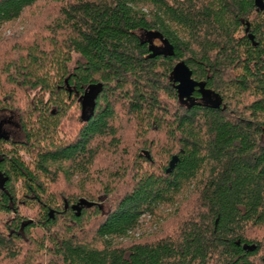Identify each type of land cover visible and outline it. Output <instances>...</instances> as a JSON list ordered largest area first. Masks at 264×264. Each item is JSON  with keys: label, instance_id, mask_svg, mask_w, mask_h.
Segmentation results:
<instances>
[{"label": "trees", "instance_id": "trees-1", "mask_svg": "<svg viewBox=\"0 0 264 264\" xmlns=\"http://www.w3.org/2000/svg\"><path fill=\"white\" fill-rule=\"evenodd\" d=\"M45 1L0 0V31ZM50 2L0 69V264H264V0ZM122 118L137 148L102 175L124 189H95Z\"/></svg>", "mask_w": 264, "mask_h": 264}, {"label": "rangeland", "instance_id": "rangeland-1", "mask_svg": "<svg viewBox=\"0 0 264 264\" xmlns=\"http://www.w3.org/2000/svg\"><path fill=\"white\" fill-rule=\"evenodd\" d=\"M53 8H54V4H52L50 0L38 3L33 8L26 11L23 17L19 21H17L15 24L8 25L0 31V69L4 61L6 60V55L14 54L11 52L13 45H15L16 43H20V44L25 43V41H28V39L32 35L36 34V31L40 28L41 24L44 21L51 20L52 18L51 16H53V13H52ZM15 48L16 47H14V49L12 50L15 51ZM0 89H1L0 97H3L2 96L3 90L7 92V90L10 89L8 85L5 84V80L2 75H0ZM19 93L20 92H17L16 97L19 99V103H20L19 107L22 110L26 108L25 104L27 102L26 100L27 98L20 96L21 93L20 94ZM18 95L20 96V98L18 97ZM207 98L208 96L205 93H203L201 101L206 104L214 103L212 99H207ZM188 101L192 102V100H188ZM0 120H11L10 123L16 122L14 115H9L8 113L3 114L2 112H0ZM120 123H121L120 124L121 128H120L119 136L121 137V140H122V147H121L122 150L120 153V157H117L116 159L112 157H105L104 159H99L95 163V165L91 168L90 174L92 176V179H94L95 181L92 183V185L94 186L95 189L100 188L103 184L107 185L108 183L110 184L112 183L113 186L116 187L117 192H121L124 189L118 180L111 181L110 178H108L105 175H102V173L103 174L113 173V171L118 169L123 163H128V161L131 160V155L135 153V150L137 148L132 139V136H133L132 126L130 125L128 126L123 118ZM2 127L4 128V130H7V131H13V132L16 131V128L12 125L2 126ZM20 155L25 160L28 161V156L23 155L22 152H20ZM142 167L145 168L146 164H143ZM64 186L65 185H60L58 186V188L61 187L62 190L68 189V186L67 187H64ZM118 195L119 193L117 194V196ZM169 221L170 219H168L166 223H163L162 224L163 227H165V225L167 226V224H169ZM162 225L160 228H162ZM158 227H159L158 224L156 222L155 223L151 222L150 218H143L140 221L139 229L135 231L134 233L130 234V237L136 239L147 233H153L158 229ZM167 229H169V227ZM131 238L129 239L130 241H131Z\"/></svg>", "mask_w": 264, "mask_h": 264}, {"label": "water", "instance_id": "water-1", "mask_svg": "<svg viewBox=\"0 0 264 264\" xmlns=\"http://www.w3.org/2000/svg\"><path fill=\"white\" fill-rule=\"evenodd\" d=\"M252 40V38H251ZM191 71L185 67L182 64L177 65L172 72V81L175 85V90L177 92V95L181 99H186L192 96L194 90L196 89V84L193 81L191 77ZM177 162V157H173L169 164H168V169L167 173L171 172L173 167L175 166ZM92 204L80 200L76 205L72 206L71 209L72 211L77 213V216L80 214V208L81 207H91ZM49 216H52V212L49 213Z\"/></svg>", "mask_w": 264, "mask_h": 264}]
</instances>
